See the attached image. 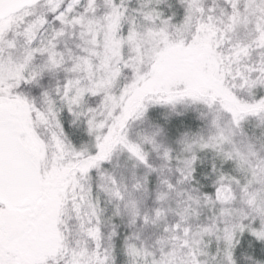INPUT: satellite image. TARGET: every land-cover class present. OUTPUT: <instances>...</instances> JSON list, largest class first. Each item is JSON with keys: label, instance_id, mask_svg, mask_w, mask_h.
Segmentation results:
<instances>
[{"label": "snow or ice", "instance_id": "obj_1", "mask_svg": "<svg viewBox=\"0 0 264 264\" xmlns=\"http://www.w3.org/2000/svg\"><path fill=\"white\" fill-rule=\"evenodd\" d=\"M252 122L264 129V0H0V264H117L118 251L129 264H238L243 243L248 264H264ZM118 154L130 177L103 166ZM165 170L175 178L153 196ZM189 177L203 187L177 193L178 220L149 249L141 233ZM68 187L75 234L62 223ZM201 206L212 215L192 232L183 222Z\"/></svg>", "mask_w": 264, "mask_h": 264}, {"label": "clouds", "instance_id": "obj_2", "mask_svg": "<svg viewBox=\"0 0 264 264\" xmlns=\"http://www.w3.org/2000/svg\"><path fill=\"white\" fill-rule=\"evenodd\" d=\"M169 2H174L176 4H179V0H169ZM169 14H171V12ZM246 131H247V135L249 137H260V136L264 135V129L257 127L255 125V122L249 123L247 125ZM55 155H56V153L54 152L53 157H55ZM201 159L205 162H211L212 158H211V155L209 154V155L202 156ZM155 163H156V166L159 167L160 161H159L158 157L155 158ZM106 168L109 171H114L117 175H119L120 173H124L125 176L130 177L131 162L127 161L126 157L123 154H118V155L113 157L112 161L108 164V166ZM136 172H137L138 176L143 175L142 171L139 169H137ZM66 175H67V172L63 171V170L59 173L58 182L63 186H67V184H68V180L64 179V176H66ZM153 177H154V179H153V184H152V193L154 196L156 191H167V189L161 183V181L166 179V178L174 179L175 174L170 173L167 170H165L163 173L153 174ZM202 187H203L202 184L194 182L192 180V178L189 177L188 183L177 184L176 190L169 193L168 199L166 201H164L162 204L158 205V206H161L165 209H172V212H169L166 217L162 216L160 218L158 227H156V228L150 227L148 229H145L144 232L141 233L142 241L144 242V244L149 249L152 248V246L154 245V243L158 237H164L165 236V233H163V231H162L163 225L166 223L171 224V223L176 222L178 220V217H176L173 213L180 206L182 198L180 196H178L177 193L183 192L185 194H189V193L194 194L195 190L201 189ZM60 192H61L62 196L65 195L63 187L61 188ZM77 194L78 193L75 191L74 188H72V187L67 188V194L66 195H67V200L69 201V208L64 213V219H63L62 223H64L66 225V231H68L71 234H75L76 231L78 230V223L75 219V209L71 207V201L74 200V197ZM146 199H147L148 203L143 208V210L145 212H149L151 207L153 206V204H155L156 202L152 199V197H149ZM81 203H83V202H81ZM199 211L201 213L199 220H197L196 218H190V219H187L186 221L183 222L187 226L191 227L192 232L197 231L198 225H200L202 223H207L208 218L212 215L211 207L201 206ZM121 225H124L126 227L127 233L132 231L131 229H129L127 227V221L126 220L121 222L119 227H121ZM119 252L123 254L122 251H119ZM235 255H236L238 264H248L246 257L249 255H254V249L250 248L247 243H243L238 248ZM256 258L264 260V256H260V257H256ZM121 264H129V257L124 255V259L121 261Z\"/></svg>", "mask_w": 264, "mask_h": 264}, {"label": "trees", "instance_id": "obj_3", "mask_svg": "<svg viewBox=\"0 0 264 264\" xmlns=\"http://www.w3.org/2000/svg\"><path fill=\"white\" fill-rule=\"evenodd\" d=\"M166 111V109L161 108L160 106H154L153 108L150 109L149 111V115L152 116L154 119L158 118V119H162L163 118V114ZM173 123H177V118L173 117L172 118ZM173 133H175V128L172 129ZM109 164V162H105V164L103 165L104 167H107ZM90 176L92 177V189H93V195H99L100 199H101V206L105 207V194L103 192H98V189L96 188V180H97V174L95 169L90 171ZM201 181L203 183V179H204V175L203 173L201 174ZM154 179V177H153ZM206 188H212L211 183L209 182L208 184L205 185ZM214 190V189H213ZM102 197V198H101ZM110 205H107V208L110 209ZM107 214H111L110 211L107 212ZM116 222V221H114ZM120 233L121 236L126 235L127 234V229L124 225H121L120 227ZM117 244H122V240H117L116 242ZM117 264H121V261L124 259V255L122 253H120L119 251L117 252Z\"/></svg>", "mask_w": 264, "mask_h": 264}, {"label": "rangeland", "instance_id": "obj_4", "mask_svg": "<svg viewBox=\"0 0 264 264\" xmlns=\"http://www.w3.org/2000/svg\"><path fill=\"white\" fill-rule=\"evenodd\" d=\"M78 141H76V140H74V143H77ZM102 198V197H101ZM108 215H110V214H108ZM115 221V220H114ZM119 241V240H118ZM117 242V241H116Z\"/></svg>", "mask_w": 264, "mask_h": 264}]
</instances>
